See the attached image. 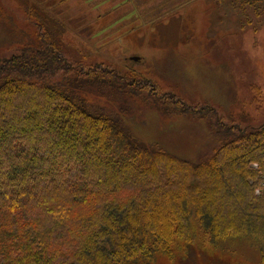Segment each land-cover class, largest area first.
Masks as SVG:
<instances>
[{"label": "trees", "instance_id": "trees-1", "mask_svg": "<svg viewBox=\"0 0 264 264\" xmlns=\"http://www.w3.org/2000/svg\"><path fill=\"white\" fill-rule=\"evenodd\" d=\"M68 1L24 0L27 41L0 58V264H156L198 229L208 242L246 238L264 252V123L223 125L133 72L78 50L73 58L72 22L48 11ZM107 1L125 9L88 32L99 43L193 0ZM215 1L264 11V0ZM103 88L153 91L146 104L203 117L218 142L196 163L143 144L99 104L111 96Z\"/></svg>", "mask_w": 264, "mask_h": 264}, {"label": "rangeland", "instance_id": "rangeland-1", "mask_svg": "<svg viewBox=\"0 0 264 264\" xmlns=\"http://www.w3.org/2000/svg\"><path fill=\"white\" fill-rule=\"evenodd\" d=\"M108 3L69 0L66 7L48 8L61 21L72 22L65 41L73 58L78 50L117 72H133L154 83L160 94H172L187 107L213 109L223 125L245 128L264 123V11L257 14L215 0H193L164 19L130 27V32L119 34L121 40L106 38L108 42L99 43L89 34L125 9ZM23 5L24 0H0V58L27 41ZM121 29L129 28L110 30ZM99 91L111 93L110 98L100 93L99 104L112 106L114 118L143 144L196 163L218 142L203 117L146 104L153 91L126 99L108 88ZM197 233L186 249L179 246L175 257H158L156 264H264V252L250 239L233 237L212 243L201 230Z\"/></svg>", "mask_w": 264, "mask_h": 264}, {"label": "built area", "instance_id": "built-area-1", "mask_svg": "<svg viewBox=\"0 0 264 264\" xmlns=\"http://www.w3.org/2000/svg\"><path fill=\"white\" fill-rule=\"evenodd\" d=\"M253 166H254L255 168L257 167V165H255V164H254ZM257 194H259V191H257Z\"/></svg>", "mask_w": 264, "mask_h": 264}]
</instances>
